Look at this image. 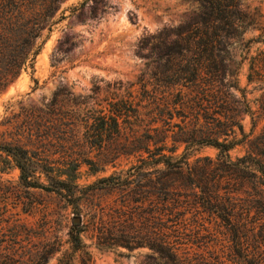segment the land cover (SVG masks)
Listing matches in <instances>:
<instances>
[{"label": "rangeland", "instance_id": "1", "mask_svg": "<svg viewBox=\"0 0 264 264\" xmlns=\"http://www.w3.org/2000/svg\"><path fill=\"white\" fill-rule=\"evenodd\" d=\"M197 6L196 0L62 3L56 14L62 18L33 69L0 93V145L28 149L52 176L75 171L79 199L73 207L53 191L25 187L18 168L0 164V264H57L71 253L68 232L75 216L81 219L87 253H76L72 264L88 256L93 264H166L147 245L102 247L93 229L92 217L123 220L131 214L136 239L152 243L158 205L154 184L147 181L134 193L93 183L107 176L119 181L147 156L146 149L168 153L175 147L191 160L214 159L217 149L194 140L218 138L240 140L229 151L232 159L251 151L249 141L264 125L257 106V99L264 102V42L258 38L264 29V0L240 1L244 14L234 21L238 31L246 29L217 45V57L187 50V28ZM251 110H257L253 130ZM113 111L119 115L118 134L112 133L110 119L100 116ZM144 171L149 172L143 177L154 182L153 168ZM33 180L49 184L40 171ZM198 212L193 207L185 217L190 221ZM202 215L204 227L188 221L187 229L175 234L182 242L180 255L190 264H248L252 237L240 254L237 236L218 218ZM54 249L45 262V252Z\"/></svg>", "mask_w": 264, "mask_h": 264}, {"label": "trees", "instance_id": "2", "mask_svg": "<svg viewBox=\"0 0 264 264\" xmlns=\"http://www.w3.org/2000/svg\"><path fill=\"white\" fill-rule=\"evenodd\" d=\"M65 0H0V93L12 84L20 74L33 69L36 55L39 53L55 24L62 18H56ZM196 18L188 25L186 38L187 50L192 53L204 52L210 57H217V45L228 44L235 33H242L234 20L244 14L238 9L241 0H196ZM238 19V18H237ZM258 38L264 42V29ZM263 38V39H261ZM203 48L200 49V46ZM193 47L194 49H191ZM218 51V52H217ZM260 55H264L261 51ZM199 72V69H195ZM251 80V77H248ZM264 98V97H263ZM264 100V99H263ZM257 106L264 114V102L257 99ZM257 110L248 111L251 116V130L257 125ZM114 112V111H113ZM255 114V115H254ZM101 119H110L112 133H119V115L112 113L100 115ZM242 135L243 128L238 125ZM201 145L214 147L218 153L214 159L204 156L193 160L187 152L176 153L175 147L163 153L147 151L146 157H141L139 163L129 167L126 176L119 179L113 176L102 177L93 184L103 188L118 186L136 193V189L149 181L154 184L158 199L157 216L154 226L155 237L152 243L136 239L134 228L136 220L132 215L125 219L114 217L93 219V229L97 231V239L102 247H124L131 249L147 245L157 252L166 264H190L191 260L180 254V245L174 237L182 229H187L188 219L185 215L193 207L198 210L197 216H192V225L199 223L202 214L219 219V223L234 236H237L239 253L249 236L253 239V251L248 264H264V125L259 134L250 142L253 147L250 152L232 159L229 151L240 140L198 139ZM255 150V151H254ZM0 164H13L19 170V180L25 187H39L53 191L62 197L69 205L76 207L79 199L76 196V172H63L52 176L38 164L28 149L9 144L0 145ZM153 168L155 180L147 176ZM133 170V171H132ZM36 171L45 173L49 184L43 185L34 181ZM65 176L64 178L62 176ZM88 185L89 186H92ZM188 188L190 193L182 192ZM154 194V193H153ZM244 195V198L241 197ZM139 201V199H134ZM204 212V213H203ZM147 225L146 218H142ZM189 221V222H190ZM133 232H132V231ZM83 228L73 223L68 232V242L71 253L58 258L57 264H72L75 254L87 253L81 241ZM263 244V245H262ZM54 249L45 252V262ZM82 264H93L88 256Z\"/></svg>", "mask_w": 264, "mask_h": 264}, {"label": "water", "instance_id": "3", "mask_svg": "<svg viewBox=\"0 0 264 264\" xmlns=\"http://www.w3.org/2000/svg\"><path fill=\"white\" fill-rule=\"evenodd\" d=\"M80 221H81V219H80L79 216H75V217L73 218V222H74L75 224H79Z\"/></svg>", "mask_w": 264, "mask_h": 264}]
</instances>
